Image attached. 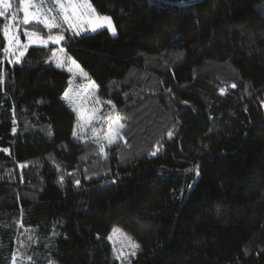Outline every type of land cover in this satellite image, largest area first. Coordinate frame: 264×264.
I'll use <instances>...</instances> for the list:
<instances>
[{"label":"trees","instance_id":"1","mask_svg":"<svg viewBox=\"0 0 264 264\" xmlns=\"http://www.w3.org/2000/svg\"><path fill=\"white\" fill-rule=\"evenodd\" d=\"M193 1L89 0L116 33L65 34L125 125L103 152L53 47L9 62L0 17V264H264V0Z\"/></svg>","mask_w":264,"mask_h":264},{"label":"rangeland","instance_id":"2","mask_svg":"<svg viewBox=\"0 0 264 264\" xmlns=\"http://www.w3.org/2000/svg\"><path fill=\"white\" fill-rule=\"evenodd\" d=\"M14 1L15 0H10V3L12 4V2ZM46 2L49 7H52V0H46ZM35 3H40V0H35ZM19 4H20L19 11L21 12L22 17L19 19L17 18L13 19L12 14L14 8H11L9 12L5 13V15H8L7 27H10L12 32L19 35L21 44L29 43L28 38L24 35V33L25 31L32 32L34 30L29 29L27 26L23 25L22 21H23L24 13L21 5V0ZM53 11H57V9L53 7ZM89 15L91 16V13ZM32 23L37 24L36 22H32ZM38 25H41L43 27L42 32L35 31L39 34L41 40H47L49 34L56 35L59 32V29L54 28L49 30L45 28L42 24H38ZM64 27L67 29V25H64ZM80 27L82 30L79 35L96 31L99 28H105L104 24H102L101 27H98L95 30H93V26L87 22L82 23ZM111 27H113L112 23H111ZM67 33L73 35V32L71 30L65 31L63 34L65 35ZM41 40H34L32 43H30L29 47H42V48L53 47L51 57L48 61H51L56 68L62 69L69 74V85L66 90L68 91L69 96L68 98H64V94L66 92L65 91L62 94V99L76 116L75 128L77 130V136H74V138L84 143H92L97 148H99L101 152V149L99 145L95 142V139L98 136H102L107 131L109 123L112 122V120L115 118L116 115L113 113L112 109L109 108L110 104L107 103V101L101 100V98L98 96L97 87L88 77L87 73L80 66L79 68H77L75 65L72 64L71 60L67 59L68 56L65 55V51L62 46V43L64 41H61L60 43H54L53 41L49 40L45 44L42 43ZM6 45H7V41L5 40V46ZM61 49H63V52L60 51ZM26 50L17 46V50L15 51V54L7 56L6 59L9 62L10 61L19 62L20 59L24 56L23 55L21 57L20 52L22 51L25 54ZM53 53H56V56H53ZM85 73L86 76L84 75ZM97 100H99L100 103H96ZM74 108L76 109L75 111ZM85 108L87 109V115H92L93 109H99V112L96 113L97 116L101 118L110 117V119H100V120L94 119L89 124L81 128L78 125H84L85 121L79 119V113L82 112ZM120 123L124 124L122 119L120 120ZM93 129H97L100 131L94 133ZM121 131L122 129L120 130V133ZM119 139L120 138H117L116 142ZM102 142L105 144V148H107L108 147L107 142L106 141H102ZM114 229H119V231L114 232ZM109 237H111V239H109ZM125 237L130 238L118 227H112L107 236V239L113 248L115 259L118 260L119 262L120 261L129 262L131 258H133L134 256L133 252L136 253L137 251V248H133L131 246L132 243L134 244L136 243L131 238H130L131 243H129V239H125ZM120 253H123V255L120 256V258L118 259L117 256Z\"/></svg>","mask_w":264,"mask_h":264},{"label":"snow or ice","instance_id":"3","mask_svg":"<svg viewBox=\"0 0 264 264\" xmlns=\"http://www.w3.org/2000/svg\"><path fill=\"white\" fill-rule=\"evenodd\" d=\"M21 5L23 8V25H30L32 22H36L37 24H42L45 28L51 29H59V32L56 35L49 34L47 40H41L39 34L35 31L28 32L25 31L24 35L28 38L29 43L21 44L19 35L12 32L10 27H5L2 30L3 36L7 41V45L3 48V52L6 56L14 55L17 50V46L23 49H27L34 40H41L42 43H47V41H53L54 43H60L65 40V35L63 34L65 31L71 30L74 36H78L81 32L80 25L84 22H87L93 26V30L98 27H101L102 24H107L109 29L113 31L111 27V20L106 16H99L96 14L95 9L89 3V0H52V7H49L46 0H40V3H35V0H21ZM53 7L57 9V11H53ZM12 8V4L10 0H0V17H3L5 13L9 12ZM91 13V16L89 15ZM13 19H15L16 14L13 13ZM67 25V29L64 27ZM63 52V49L60 50ZM24 52H20V56L22 57ZM66 55V53H65ZM53 56H56V53H53ZM68 60H71L72 64L79 68V65L76 64L75 60H72L71 57H67ZM11 62V61H10ZM18 62V61H17ZM2 63V61H0ZM82 72V70H81ZM86 76V73L84 74ZM68 91L65 92L64 98H68ZM96 103H100L99 100ZM107 103H111L108 101ZM113 108L115 106L113 105ZM76 109L74 108V111ZM99 112V109H93L92 115H87V109L85 108L82 112L79 113V119L85 121L84 125H78L83 128L87 124H89L92 120H100V119H110V117L101 118L96 115ZM122 118L117 114L115 118L109 123L107 131L102 135L98 136L95 139V142L99 145L101 152L105 149V144L102 141H106L108 146H112L116 143L117 138L122 139L120 130L125 127L124 124L120 123ZM15 131V129H13ZM100 130L93 129L94 133H97ZM168 135L171 137L172 132L170 131ZM73 136H77V130L74 128ZM7 152V149H4ZM155 155V153H152ZM27 165H20V167H25ZM79 184V181L76 182ZM119 229H114V232H118ZM31 239V238H30ZM111 239V237H109ZM125 239H129V243H131L130 238L125 237ZM131 246L133 248H139V245L132 243ZM115 251V249H114ZM123 253H120L117 258L119 259ZM135 255V252H133Z\"/></svg>","mask_w":264,"mask_h":264},{"label":"crops","instance_id":"4","mask_svg":"<svg viewBox=\"0 0 264 264\" xmlns=\"http://www.w3.org/2000/svg\"><path fill=\"white\" fill-rule=\"evenodd\" d=\"M104 27H105V28H99V29H107L112 35H114V34L116 33L115 30H114V33H113V31L109 29V27H108L107 24H104ZM106 27H107V28H106ZM99 29H97V30H99ZM112 29H114V27H112ZM97 30H96V31H97Z\"/></svg>","mask_w":264,"mask_h":264},{"label":"water","instance_id":"5","mask_svg":"<svg viewBox=\"0 0 264 264\" xmlns=\"http://www.w3.org/2000/svg\"><path fill=\"white\" fill-rule=\"evenodd\" d=\"M194 2H198V0H195V1H193V2H188V3L179 4V5L183 6V5H188V4H190V3H194Z\"/></svg>","mask_w":264,"mask_h":264}]
</instances>
